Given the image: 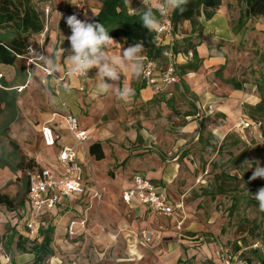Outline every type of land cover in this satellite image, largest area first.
Listing matches in <instances>:
<instances>
[{
    "label": "crops",
    "instance_id": "crops-1",
    "mask_svg": "<svg viewBox=\"0 0 264 264\" xmlns=\"http://www.w3.org/2000/svg\"><path fill=\"white\" fill-rule=\"evenodd\" d=\"M82 1L84 14L78 19L91 22L102 7V0ZM236 2L237 18L234 16V1L223 0V5L212 18L207 19L202 14L195 28L190 21L186 22V35L196 44L201 59L197 70L181 75L186 89L180 82L157 93L152 86L145 84L143 75L137 79L130 71L121 69L119 83L135 90V95L128 102L118 99L114 92L94 95L96 68L87 77L72 73L67 60L70 43L65 38L71 35L66 18L73 15L74 10L69 6L66 17L59 22L60 7L56 5L47 29L30 39V47L35 51L34 45H37V52L36 56L31 52L29 58H34L37 65L31 67L28 64L26 70H21L0 64V74L3 72L0 77V192L8 194L17 206L18 201L22 202L20 209L4 212L2 221L3 217L11 220L13 215H17L19 220L21 217L26 223L30 218L26 171L22 186L14 183L15 177L23 171L18 165L21 159H35L42 167L60 171L61 149L74 146L83 167L86 190L83 194L62 198L53 209L43 212L39 218L37 238L43 226L52 225L55 228L53 246L59 251H65L72 246V241L81 239L101 251L116 245L121 250L116 257L117 264H140L143 257L140 251L156 239H164L169 242L167 249L171 250H164L169 264L183 259L181 244L170 242L171 237L180 234L175 231L176 226H158V222L163 219L176 224L183 221L184 226L188 219L186 208L197 207L202 201L203 196L195 193L194 198L191 193L197 186L194 175L199 174L197 156L201 157L200 154L209 149L208 141L203 138L205 128L210 127L208 121L216 115L221 122L212 124L210 130L216 138L225 139L234 130L235 122L242 116L239 107L242 91L236 89L231 81L235 80L229 76L231 64L239 50L246 49V32L253 28L264 31L262 16L250 18L241 26L237 24L242 7ZM131 5L134 9L144 7L141 0H131ZM181 37L178 41L180 45L184 43L183 35ZM33 39L36 41L34 44ZM113 39L120 46L114 45L109 54L119 55L127 47L122 40ZM143 56L146 57V53ZM192 60V49L188 53L177 54L178 65ZM155 62L156 69L160 70L166 65V58H158ZM42 66L53 68L55 74L47 76ZM261 70H257L256 78H262ZM60 78H65L67 85L62 84ZM247 95L249 105L255 106L262 100L261 95L254 91ZM199 107L203 108L201 117H197V112L201 110ZM66 112L74 114L81 128L89 131L85 144L76 143L63 118ZM244 116L251 118L247 114ZM45 125L51 126L60 135L57 145L45 146L41 133ZM250 129L258 130L256 127ZM236 130L240 133L245 131L243 128ZM33 135L40 136L42 145L48 148L49 159L44 163L41 160L42 147L28 145V137ZM96 143H100L101 150L96 148L91 153L90 148ZM199 145L201 148L197 150ZM100 152L104 155L102 159L97 158ZM101 174L104 177L99 181ZM137 174L145 175L165 190L169 200L177 207L176 217L154 212L137 201H123L122 191L134 185ZM97 189L103 190L101 201L94 197ZM23 193L25 199L22 201ZM188 201L191 203L187 204ZM72 221H75L74 235L70 234ZM149 224L151 229H146ZM186 228L191 230V234L199 230L194 222L187 223ZM143 231L153 233L154 240L145 242L141 236ZM223 250V247L205 248L204 253L212 264H222ZM235 252L232 253L237 256L243 251ZM99 255L98 262L92 264H104L102 253ZM247 259L250 264L263 261L261 253L257 259ZM53 260L63 263L62 256L56 253Z\"/></svg>",
    "mask_w": 264,
    "mask_h": 264
},
{
    "label": "rangeland",
    "instance_id": "rangeland-1",
    "mask_svg": "<svg viewBox=\"0 0 264 264\" xmlns=\"http://www.w3.org/2000/svg\"><path fill=\"white\" fill-rule=\"evenodd\" d=\"M233 1L235 4L234 16L237 18L238 6L236 0ZM33 3L44 14L43 8L46 4L50 3L52 9H55L58 4L61 8L64 1L33 0ZM239 6L242 5L239 4ZM43 16L46 27L47 19L45 14ZM181 39L182 37L179 40ZM35 42V39H33L32 43ZM244 46L246 49H240V52L234 57L229 75L230 78L233 77L243 84L241 89L242 100L239 103L243 117L241 116L235 122L234 130L225 139L216 138L210 131L212 124L221 122L219 117L215 115L208 121L210 127L205 128L203 138L208 141L209 149L204 154L201 153V157L197 156V160L199 159V162L197 161L199 174L194 175V182L197 186L191 193L194 198L196 193L197 196H203V199L197 207L191 208L189 206L186 208L188 219L184 226L182 225L181 230L177 228L176 223H172L168 219L159 220L160 222H158V226L165 225L171 228L176 226L175 231L182 234L170 238V242L181 244L183 254V259L171 264H212L211 261L206 259L205 248L210 250L220 247H223V249L229 248L233 253L242 250L241 256L243 258L257 259L259 257L260 252L254 253L252 246L264 237V212L259 210L257 202L251 195H254L259 188L264 187V178L251 180L250 177L257 163L260 167H264V118L255 117L262 120V125L257 128L258 130L248 128L245 129L244 133H240L236 128L241 129L238 123L240 119L246 118L244 114L250 115L247 107L249 105L246 98V96L248 97L247 93L254 91L264 98V70H261L264 68L262 64L264 63V31H258L255 28L247 31ZM34 47L35 51L32 55L36 56L37 45H34ZM39 50L41 51V47H39ZM31 52L29 49L26 55L27 65L29 64L28 58ZM34 62L30 63L29 66L37 65L35 59ZM260 66L261 68H259ZM258 69L261 70L262 78H256ZM1 75H3V72ZM28 145L32 148L39 147L40 149L42 147L43 156L41 160L43 163L49 159L48 148L42 145L40 136H29ZM200 148V145L197 146V150H200ZM24 174L25 171L23 170L21 175L15 177L16 181L14 183L22 186L21 182ZM200 176H202V179H200ZM103 177V174L99 175V181L103 180ZM24 199L25 193L22 194L21 200ZM18 202L16 210L21 208L22 202ZM189 203L191 202L188 201L187 204ZM16 217L17 215H13L11 220L9 217H3L1 222L0 264H33L35 255L31 248L36 242L37 235L30 232L25 220H22L21 217L19 220ZM146 219H148V214ZM191 222L196 223L199 228L194 234H191V230L186 228V224ZM150 225H146L145 228L151 229ZM13 232L15 233L11 238ZM194 235L198 236L194 237ZM19 236L29 238L25 245L26 251L18 247ZM71 243L72 246L65 251L54 249L55 253L63 258L61 264L97 263L98 258H100L99 253H102L104 264H117L116 257L121 251L116 245L101 251L95 249L94 245L85 239L74 240ZM168 247V241L156 239L154 243L140 251L143 256L140 264H169L168 254L164 252L165 248ZM168 252H171V250H168ZM43 264L58 263L53 260L52 256L48 257Z\"/></svg>",
    "mask_w": 264,
    "mask_h": 264
},
{
    "label": "trees",
    "instance_id": "trees-1",
    "mask_svg": "<svg viewBox=\"0 0 264 264\" xmlns=\"http://www.w3.org/2000/svg\"><path fill=\"white\" fill-rule=\"evenodd\" d=\"M242 6L241 14L237 20L238 25H243L250 18L264 17V0H237ZM223 5V0H188L185 4L184 11L176 9L169 12L173 22V30L178 35H183V44L179 43L175 46V53H188L193 50V60L184 65H178L177 69L180 75H184L189 70H197L200 66L201 59L196 50V44L186 35L185 24L190 21L193 28L196 27L199 17L202 14L207 19L212 18L215 13ZM41 12L33 3V0H0V64L7 66H15L18 69L26 70L28 50L30 49V39L32 36L40 34L45 29V20ZM159 19V14L157 13ZM91 22H100L108 30L112 38L123 41L126 47L134 45L137 42L144 44V52L146 55L156 60L163 59L166 46L157 43L156 35L150 32L144 25L141 18L129 12L125 5V0H102V7L98 14L95 15ZM2 77V76H1ZM236 89H242L243 84L231 80ZM186 89V84L182 82ZM250 112L249 119L262 121L258 117L264 118V98L255 106L247 105ZM193 114V112H190ZM99 148L100 143L93 144L90 148L91 153ZM103 153L97 154V158L102 159ZM24 171L42 166L35 159H21L18 164ZM29 186V183L26 182ZM0 204L3 211H13L17 205L8 194L0 192ZM55 228L52 225L43 226L40 229V236L36 238V242L31 248L35 255L33 264H43L48 257H52L55 253L53 248V235ZM15 232L12 233V236ZM29 238L19 236L18 247L26 251V242ZM1 242V239H0ZM261 242L264 244V237ZM238 248V247H237ZM259 252L256 250H252ZM251 263V262H250Z\"/></svg>",
    "mask_w": 264,
    "mask_h": 264
},
{
    "label": "built area",
    "instance_id": "built-area-1",
    "mask_svg": "<svg viewBox=\"0 0 264 264\" xmlns=\"http://www.w3.org/2000/svg\"><path fill=\"white\" fill-rule=\"evenodd\" d=\"M64 4L60 8L59 22L64 20L67 15L69 6L73 7L74 14L80 18L84 14V3L82 0H63ZM45 17L47 19L46 29L48 22L51 18L53 9L52 5L46 4L43 8ZM159 14V13H158ZM160 31L154 32L156 35L157 43L166 46L164 56L166 58V65L164 68L157 70L155 60L144 57V72L143 80L147 86H152L154 90L159 93L166 86L178 84L181 82V75L177 69V54L175 53V46L181 36L176 34L173 30L172 19L167 13L166 15L159 14ZM30 50L34 52L33 48ZM28 63H35L34 58H28ZM47 76L54 75V69L47 66H42ZM92 70V69H91ZM87 75L73 73L79 77H87ZM2 76V75H1ZM0 76V77H1ZM59 81L67 85L65 78H60ZM201 109V107H199ZM202 110L197 112V117L202 116ZM66 126L74 136L78 145H83L89 138V131L81 128L78 118L71 112H66L63 116ZM261 121L252 120L249 118L240 119L238 126L243 129L260 128ZM43 142L46 147L57 145L60 135L57 134L51 126L45 125L41 130ZM59 161L62 165L60 171H56L49 167H36L34 169H27L26 174L28 178V202L30 205V218L27 226L32 234L39 232V218L47 209H53L62 198H68L74 194H83L86 190L84 181L83 167L78 160L77 152L74 146H64L59 153ZM202 179V176H200ZM94 197L101 201L103 198V190L97 189L94 192ZM122 199L126 203L134 201L143 203L154 212L166 215L177 216V207L173 204L165 190L150 181L143 174H137L134 177V185L129 189L122 191ZM4 211L0 204V228L2 222V215ZM85 224V222H83ZM75 221L70 223V234L74 235ZM183 221L177 223V228L182 229ZM145 242L150 243L154 240L155 236L151 232L143 231L141 233ZM253 250L259 251L263 257L260 264H264V244L258 241L253 244ZM222 264H250L247 258L240 255H235L229 249H224L221 254Z\"/></svg>",
    "mask_w": 264,
    "mask_h": 264
},
{
    "label": "clouds",
    "instance_id": "clouds-1",
    "mask_svg": "<svg viewBox=\"0 0 264 264\" xmlns=\"http://www.w3.org/2000/svg\"><path fill=\"white\" fill-rule=\"evenodd\" d=\"M187 2L188 0H141L144 7L134 9L131 0H125V5L133 15L141 18L150 32H158L161 25L157 13L166 15L176 9L183 12V6ZM66 24L71 30V35L65 38L70 43V54L67 57L70 70L87 75L89 70L96 68L98 72L94 95L114 92L118 99L128 102L135 95V90L119 83L122 75L120 70L130 71L137 79L143 75L144 44L137 42L123 49L119 55H110L112 47L120 44L114 41L102 23L80 20L73 14L66 18ZM257 178H264V167H260L259 163L250 179ZM251 197L257 202L259 210L264 212V187L259 188Z\"/></svg>",
    "mask_w": 264,
    "mask_h": 264
}]
</instances>
